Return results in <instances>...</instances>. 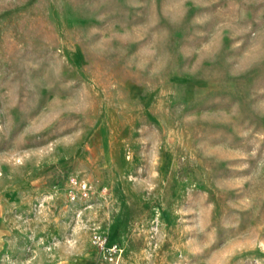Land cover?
Returning <instances> with one entry per match:
<instances>
[{
  "label": "rangeland",
  "instance_id": "rangeland-1",
  "mask_svg": "<svg viewBox=\"0 0 264 264\" xmlns=\"http://www.w3.org/2000/svg\"><path fill=\"white\" fill-rule=\"evenodd\" d=\"M0 264H264V0H0Z\"/></svg>",
  "mask_w": 264,
  "mask_h": 264
},
{
  "label": "built area",
  "instance_id": "built-area-1",
  "mask_svg": "<svg viewBox=\"0 0 264 264\" xmlns=\"http://www.w3.org/2000/svg\"><path fill=\"white\" fill-rule=\"evenodd\" d=\"M94 186L84 179L69 177L66 180V196L70 202L86 201L94 192ZM101 193H106L102 188ZM92 245L100 257L105 258L109 263H115L121 254V246L116 240L110 239L109 235L94 234Z\"/></svg>",
  "mask_w": 264,
  "mask_h": 264
},
{
  "label": "trees",
  "instance_id": "trees-1",
  "mask_svg": "<svg viewBox=\"0 0 264 264\" xmlns=\"http://www.w3.org/2000/svg\"><path fill=\"white\" fill-rule=\"evenodd\" d=\"M110 239H112V240H115V238H114V237H112V236H110Z\"/></svg>",
  "mask_w": 264,
  "mask_h": 264
}]
</instances>
